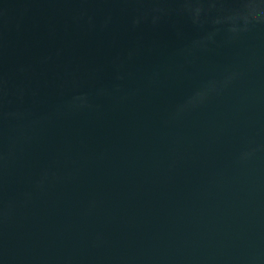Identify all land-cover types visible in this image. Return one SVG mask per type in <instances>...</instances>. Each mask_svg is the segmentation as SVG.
I'll list each match as a JSON object with an SVG mask.
<instances>
[{
	"label": "water",
	"instance_id": "water-1",
	"mask_svg": "<svg viewBox=\"0 0 264 264\" xmlns=\"http://www.w3.org/2000/svg\"><path fill=\"white\" fill-rule=\"evenodd\" d=\"M0 264H264V0H0Z\"/></svg>",
	"mask_w": 264,
	"mask_h": 264
}]
</instances>
